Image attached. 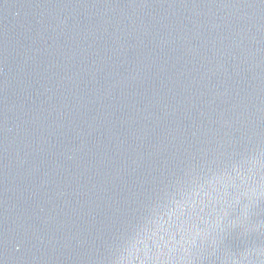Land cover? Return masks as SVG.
<instances>
[{"label":"water","instance_id":"95a60500","mask_svg":"<svg viewBox=\"0 0 264 264\" xmlns=\"http://www.w3.org/2000/svg\"><path fill=\"white\" fill-rule=\"evenodd\" d=\"M0 264H264V0H0Z\"/></svg>","mask_w":264,"mask_h":264}]
</instances>
